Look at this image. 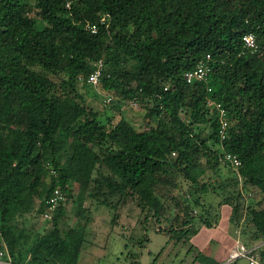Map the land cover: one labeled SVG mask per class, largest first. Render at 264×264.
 <instances>
[{"label":"trees","instance_id":"1","mask_svg":"<svg viewBox=\"0 0 264 264\" xmlns=\"http://www.w3.org/2000/svg\"><path fill=\"white\" fill-rule=\"evenodd\" d=\"M247 32L254 50L242 44ZM205 54V80L185 81ZM98 59V87L139 103L141 127L121 116L102 120L86 102L84 78ZM206 99L224 108L222 138ZM221 151L240 165L223 162ZM70 180L96 204L133 203L144 217L167 221L157 230L175 238L195 229V215L212 224L204 193L224 191L231 221L242 189L264 197V0H0V245L14 262L76 264L88 211L76 204L75 222L58 226ZM180 180L181 200L165 192L179 190ZM56 187L65 197L48 229L13 222L32 199L43 212ZM261 198L243 206L246 246L264 238Z\"/></svg>","mask_w":264,"mask_h":264},{"label":"rangeland","instance_id":"2","mask_svg":"<svg viewBox=\"0 0 264 264\" xmlns=\"http://www.w3.org/2000/svg\"><path fill=\"white\" fill-rule=\"evenodd\" d=\"M85 100L101 112L102 120L105 116L111 115L113 121L121 116L135 128L145 124L144 108L139 103L122 104L112 93L100 89L98 85L88 87ZM219 171L222 176L230 174L223 166H219ZM212 180H216V176H212L210 181ZM68 184L69 197L64 204L65 219L60 220L58 226L64 229L75 222L76 204L87 208L88 211L84 228L85 239L76 264H206L209 261L221 264L227 260V253L233 247L235 239L246 245L250 244L249 232L242 216L243 206L249 200L261 198V195L252 188L242 189L239 200L241 206L233 222L229 219L227 205L221 203L224 191L218 188L216 194L204 193L202 200L211 206L209 211L212 215L210 218L212 224L204 225L195 215L190 221L195 229L185 238H175L169 237L172 231L157 230L158 225L167 226V221L155 222L147 212V217H144L145 212L139 210L133 203L116 209L96 204L85 195L82 182L70 180ZM179 186V190L165 192L169 196L176 194L178 197V194L185 190L186 182L180 180ZM166 202L170 212L178 211L177 207L173 206L171 198H166ZM261 204H264V197L261 198ZM37 208V201L32 199L28 209L15 215L13 222L31 232L48 229L50 220L47 219L50 214L44 218L42 212L35 211ZM144 236L146 239L143 240ZM262 241L264 238L257 242ZM238 262L243 263L245 259L238 257L228 264Z\"/></svg>","mask_w":264,"mask_h":264},{"label":"built area","instance_id":"3","mask_svg":"<svg viewBox=\"0 0 264 264\" xmlns=\"http://www.w3.org/2000/svg\"><path fill=\"white\" fill-rule=\"evenodd\" d=\"M90 31L95 30L94 24H86ZM251 37L252 39L249 41L246 38ZM242 44L248 50H254L256 47L254 36L251 32H247L242 34L241 36ZM208 54L200 57L193 67L183 73V77L185 81L190 82L193 80H205L207 73L210 69L208 63ZM94 67L88 72L85 76L84 80L91 86H95L98 83L101 69V61L98 59L94 63ZM109 99V98H107ZM129 104L135 105V101H129ZM206 104L217 112L218 116V128L217 133L220 138L224 136V131L227 126V118L225 115L224 108L217 102H214L210 99H206ZM219 158L230 165L233 169L237 168L240 165L239 158L230 152L221 151L219 153ZM65 197L63 191L59 188H54L50 194V196L45 201V209L42 212V216L47 218L51 211L55 208L59 201H62ZM256 246H246L243 242L238 239H235L233 247L228 251L226 261L221 264H228L229 261H234L238 257H242L245 259L246 264H264V254L261 255L257 250ZM0 264H27L25 262H14L5 246L0 245Z\"/></svg>","mask_w":264,"mask_h":264},{"label":"crops","instance_id":"4","mask_svg":"<svg viewBox=\"0 0 264 264\" xmlns=\"http://www.w3.org/2000/svg\"><path fill=\"white\" fill-rule=\"evenodd\" d=\"M262 243V244H261ZM264 241H262V242H256V243H253V246H256L257 248H256V250L260 253V251H263V253H264ZM235 261V260H234ZM234 264H246V262H243V263H234Z\"/></svg>","mask_w":264,"mask_h":264},{"label":"clouds","instance_id":"5","mask_svg":"<svg viewBox=\"0 0 264 264\" xmlns=\"http://www.w3.org/2000/svg\"><path fill=\"white\" fill-rule=\"evenodd\" d=\"M246 39L250 41L252 38L251 37H247Z\"/></svg>","mask_w":264,"mask_h":264}]
</instances>
